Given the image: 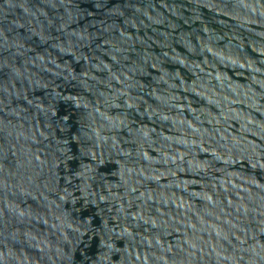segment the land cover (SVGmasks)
Wrapping results in <instances>:
<instances>
[{
  "label": "water",
  "instance_id": "95a60500",
  "mask_svg": "<svg viewBox=\"0 0 264 264\" xmlns=\"http://www.w3.org/2000/svg\"><path fill=\"white\" fill-rule=\"evenodd\" d=\"M0 264H264V0H0Z\"/></svg>",
  "mask_w": 264,
  "mask_h": 264
}]
</instances>
